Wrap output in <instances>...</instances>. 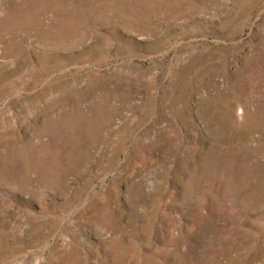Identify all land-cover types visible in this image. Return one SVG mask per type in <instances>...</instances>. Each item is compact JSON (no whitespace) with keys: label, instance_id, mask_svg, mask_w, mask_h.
<instances>
[{"label":"rangeland","instance_id":"rangeland-1","mask_svg":"<svg viewBox=\"0 0 264 264\" xmlns=\"http://www.w3.org/2000/svg\"><path fill=\"white\" fill-rule=\"evenodd\" d=\"M0 264H264V0H0Z\"/></svg>","mask_w":264,"mask_h":264}]
</instances>
